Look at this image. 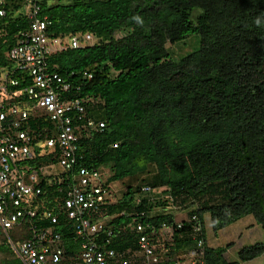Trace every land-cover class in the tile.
<instances>
[{"label": "trees", "instance_id": "1", "mask_svg": "<svg viewBox=\"0 0 264 264\" xmlns=\"http://www.w3.org/2000/svg\"><path fill=\"white\" fill-rule=\"evenodd\" d=\"M22 1L7 0L0 16V75L13 70L9 49L29 26ZM38 3L40 15L50 21L51 39L95 37L92 45L54 50L47 64L59 95L81 100L85 118L105 124L102 131H76L79 166L98 169L106 184H126L119 194L111 186L114 200L103 216H113L106 226L115 233L105 247L131 245L129 234L118 228L141 211L146 214L138 215L141 220L174 224L170 212L149 216L154 207L170 205L192 209L203 224L202 238L207 213L215 232L249 215L264 232V0ZM195 9L201 12L193 19ZM190 34L200 35L199 49L172 59L166 44ZM30 77L27 72L9 77L7 90L22 91L14 103H31L23 92L33 83ZM55 134L50 125L47 137ZM36 154L32 163L54 161L55 153L45 154L43 147L37 146ZM43 187L39 213H56L52 200L58 189ZM143 188L154 196L142 195ZM63 225L56 229L64 232ZM28 228L23 223L7 235L0 226V264H23L7 241L19 244ZM188 229L184 225L175 238ZM102 236L106 240V232ZM64 238L70 249L71 238ZM230 244L208 248V264H241L264 254L263 240L243 246L239 260L229 262L224 254Z\"/></svg>", "mask_w": 264, "mask_h": 264}, {"label": "built area", "instance_id": "2", "mask_svg": "<svg viewBox=\"0 0 264 264\" xmlns=\"http://www.w3.org/2000/svg\"><path fill=\"white\" fill-rule=\"evenodd\" d=\"M6 1L0 0V16L6 14ZM21 5L29 26L20 31L17 44L9 49L13 70L0 75V226L7 235L23 223L29 227V236L19 244L8 238L17 258L23 264H207L206 245L198 235L202 225L195 215L169 224L141 220L138 215H146L141 211L118 228V233L129 234L131 245L120 250L105 247L115 233L106 226L113 216H103L113 203V188L98 169L79 166L75 134L80 128L102 131L105 124L86 119L81 100L59 95L52 85L56 75L47 64L54 50L83 47L93 35L51 39L50 21L40 15L38 0H23ZM19 72H27L33 81L23 88L27 102H31L28 105L13 102L21 90H7L9 77ZM13 80L10 84L16 85ZM50 125L56 132L54 137H47ZM37 146L43 147L45 154L54 152V161L32 163ZM43 183L58 189L52 200L56 213L50 209L39 213L46 191ZM142 195L153 197L154 192L143 188ZM172 210L178 207H154L149 216L172 214ZM59 222H64V232L56 229ZM184 225L189 226L182 231L185 236L175 238ZM66 235L72 240L70 249L64 242ZM177 243H181L179 247Z\"/></svg>", "mask_w": 264, "mask_h": 264}, {"label": "rangeland", "instance_id": "3", "mask_svg": "<svg viewBox=\"0 0 264 264\" xmlns=\"http://www.w3.org/2000/svg\"><path fill=\"white\" fill-rule=\"evenodd\" d=\"M201 12V9H195L193 12V19L195 16ZM122 33L119 32L117 37H120ZM95 41V37L92 36L91 40L86 43V45H92ZM200 45V35L199 34H190L185 39L180 40L174 44H166V49L170 53V57L174 60H179L181 57L186 54L199 49ZM126 184L119 186V183L116 182L112 186L119 194L124 189ZM122 187V188H121ZM173 211V210H172ZM186 210H174L176 217L184 218ZM185 212V214H184ZM179 214V215H178ZM184 214V215H183ZM182 215V216H180ZM206 239L209 242V245L213 248L216 247H226L228 244L229 248L226 251L225 258L227 261H238L239 255L238 252L243 246H249L254 243H258L264 240V232L261 226L256 222L255 218L251 215L240 219L239 221L232 223L226 228L215 232L210 223L209 214H204L203 216ZM253 223L254 225H252ZM257 224V225H256ZM241 264H264V254L249 260Z\"/></svg>", "mask_w": 264, "mask_h": 264}, {"label": "clouds", "instance_id": "4", "mask_svg": "<svg viewBox=\"0 0 264 264\" xmlns=\"http://www.w3.org/2000/svg\"><path fill=\"white\" fill-rule=\"evenodd\" d=\"M174 206H176V205H174ZM176 207H178V210H181V212H182V210H186V211H185L186 214H185V212H184V214H185L184 218H178V217H176V215H177V214H176V215L174 216V217H176V219H186V216H187V217H191V216L195 215V214H192V215H191V212H190V211H191L192 209H190V208H185V207L182 208V207H179V206H176ZM173 214H174V212H173ZM184 214H183V215H184ZM178 215H179V214H178ZM180 216H182V215H180ZM195 216H197V215H195ZM197 218H198V216H197ZM201 225L203 226L202 223H201ZM203 240H204L205 245H206V241H205V238H204V237H203ZM208 248H209V247L206 245V260H207V250H208ZM207 264H208V261H207Z\"/></svg>", "mask_w": 264, "mask_h": 264}, {"label": "crops", "instance_id": "5", "mask_svg": "<svg viewBox=\"0 0 264 264\" xmlns=\"http://www.w3.org/2000/svg\"><path fill=\"white\" fill-rule=\"evenodd\" d=\"M256 222H254L255 224ZM252 225H254L253 223H251ZM257 225V224H256ZM205 241H206V245L209 247V248H213L212 246L209 245V242L207 241L206 237H205ZM226 254V252H225ZM225 254H224V258H225Z\"/></svg>", "mask_w": 264, "mask_h": 264}]
</instances>
